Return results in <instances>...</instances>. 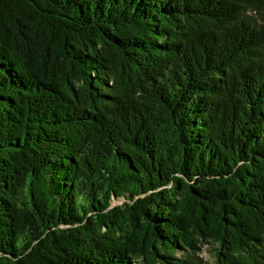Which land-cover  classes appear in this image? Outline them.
Returning a JSON list of instances; mask_svg holds the SVG:
<instances>
[{
	"label": "trees",
	"instance_id": "1",
	"mask_svg": "<svg viewBox=\"0 0 264 264\" xmlns=\"http://www.w3.org/2000/svg\"><path fill=\"white\" fill-rule=\"evenodd\" d=\"M0 264H264V0H0Z\"/></svg>",
	"mask_w": 264,
	"mask_h": 264
},
{
	"label": "rangeland",
	"instance_id": "2",
	"mask_svg": "<svg viewBox=\"0 0 264 264\" xmlns=\"http://www.w3.org/2000/svg\"><path fill=\"white\" fill-rule=\"evenodd\" d=\"M122 201H123L122 199H116L114 201V203H120ZM202 256L206 259H211L212 255H211V251L209 250L208 245L205 246V249H204V252L202 253Z\"/></svg>",
	"mask_w": 264,
	"mask_h": 264
}]
</instances>
